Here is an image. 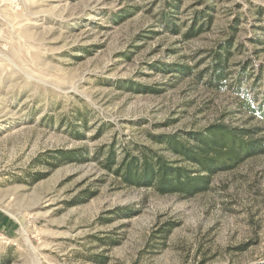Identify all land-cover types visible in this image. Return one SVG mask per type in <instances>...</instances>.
<instances>
[{"label":"rangeland","instance_id":"obj_1","mask_svg":"<svg viewBox=\"0 0 264 264\" xmlns=\"http://www.w3.org/2000/svg\"><path fill=\"white\" fill-rule=\"evenodd\" d=\"M168 4L176 32L161 24ZM209 7L210 25L184 38ZM231 26V61L262 88L264 0H0V264L264 261V153L191 197L101 165L144 147L175 160L154 137L216 120L261 124L194 77Z\"/></svg>","mask_w":264,"mask_h":264},{"label":"trees","instance_id":"obj_2","mask_svg":"<svg viewBox=\"0 0 264 264\" xmlns=\"http://www.w3.org/2000/svg\"><path fill=\"white\" fill-rule=\"evenodd\" d=\"M167 8L169 12H162L161 24L176 32L177 26L172 18V10L176 6L168 4ZM210 9L203 8L201 14L195 15L193 22L183 33L184 38L195 36L210 25ZM235 30L231 26L222 41L206 50L203 58L205 63L194 77L209 89H230L240 97L239 106L248 114L259 118L261 124L235 126L216 120L202 128L154 137L164 145L165 150L175 156V160H169L163 154L144 147L138 154L125 151L117 161L112 150H108L101 164L105 169L119 177L127 186H147L160 194L191 197L206 191L213 175L230 171L246 159L264 153V80L262 88H258L257 78L249 82L247 68L250 62L231 61L234 49L240 51V45L234 41ZM260 43L264 44L263 41ZM176 70L185 75L192 74V67L186 64L177 66ZM251 88L252 93L249 92ZM59 155L63 157L67 154L60 152ZM88 191L85 192L88 194ZM167 229L169 224L160 227L158 236L163 238ZM253 264H264V261Z\"/></svg>","mask_w":264,"mask_h":264}]
</instances>
